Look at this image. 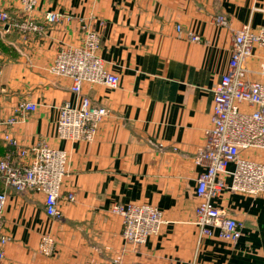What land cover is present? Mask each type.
Wrapping results in <instances>:
<instances>
[{"label":"crops","instance_id":"0c3cea01","mask_svg":"<svg viewBox=\"0 0 264 264\" xmlns=\"http://www.w3.org/2000/svg\"><path fill=\"white\" fill-rule=\"evenodd\" d=\"M1 6L16 20L26 17L20 0ZM52 12L72 21L27 35L0 22V118L20 101L35 103L37 110L9 131L23 147L46 141L68 153L62 219L47 215L43 194L10 191L5 264H264V194L225 189L214 201L244 225L237 243L220 239L219 230L204 236L195 224L203 171L195 158L211 127L215 90L235 32L264 28V0H40L31 18L44 23ZM218 16L229 25H217ZM83 27L99 33V56L121 82L115 89L83 85L108 114L93 142L64 141L56 130L59 109L77 96L71 80L49 67L61 49L82 44ZM259 60L247 67L257 71ZM3 133L0 157L10 150ZM245 156L264 162L262 150ZM70 193L74 202L65 199ZM130 203L153 205L165 220L157 236L136 247L124 243L122 219L112 212ZM45 235L55 240L52 256L40 252Z\"/></svg>","mask_w":264,"mask_h":264},{"label":"built area","instance_id":"2783aa9c","mask_svg":"<svg viewBox=\"0 0 264 264\" xmlns=\"http://www.w3.org/2000/svg\"><path fill=\"white\" fill-rule=\"evenodd\" d=\"M20 1L26 17L16 20L2 8L0 0V22L7 25L8 30L14 28L26 35L42 34L49 25L72 21L70 16L52 12L47 14L44 23L37 22L31 14L40 0ZM215 22L222 27L229 25L223 16L216 17ZM83 29L82 44L61 49L49 67L52 74L71 80V90L77 96L74 105L65 103L59 109L56 130L58 138L64 141L93 142L108 114L106 108L94 104L83 94V85L99 84L115 89L121 82L99 56V33ZM191 40L198 42L200 37L192 35ZM255 56L259 57L260 64L254 72L246 63ZM252 73L260 79H251ZM36 110L35 103L20 101L10 117L0 118V128L4 129L3 141L10 148L0 157V264H5L4 247L10 241L5 215L11 190L18 194H43L47 215L56 220L63 218L60 201L67 173V151L55 149L46 141L23 147L9 131L26 121L30 112ZM205 137L204 149L195 158V163L203 168L197 178L196 194L200 202L195 210V224L204 236H212L215 230H219L220 239L237 243L244 225L228 216L214 201L225 189L245 195L264 194V162H255L245 156V152L250 150L264 151V28L254 32L243 26L235 32L231 59L215 90L211 127ZM230 164H234L235 169L230 170ZM227 178L232 179L230 185ZM65 199L74 202L75 195L70 193ZM112 212L122 219L124 243L133 247L157 236L165 223L163 213L150 204H115ZM39 247L43 255L52 256L54 238L45 235ZM108 264H119V261L113 260Z\"/></svg>","mask_w":264,"mask_h":264},{"label":"rangeland","instance_id":"374dc122","mask_svg":"<svg viewBox=\"0 0 264 264\" xmlns=\"http://www.w3.org/2000/svg\"><path fill=\"white\" fill-rule=\"evenodd\" d=\"M16 138V137H15ZM18 140V139H17Z\"/></svg>","mask_w":264,"mask_h":264}]
</instances>
